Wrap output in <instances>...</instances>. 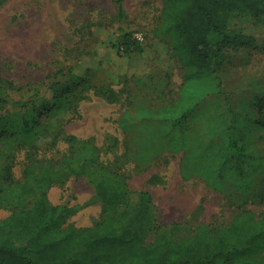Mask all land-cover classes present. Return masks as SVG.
<instances>
[{
    "label": "rangeland",
    "instance_id": "1",
    "mask_svg": "<svg viewBox=\"0 0 264 264\" xmlns=\"http://www.w3.org/2000/svg\"><path fill=\"white\" fill-rule=\"evenodd\" d=\"M160 9L161 0H5L0 5V91L8 100L0 105V122L14 127L21 115L49 99L56 83L67 81L70 70L79 73L85 63L93 65L76 108L36 115L37 149L29 153L57 160L66 137L90 141L101 160L121 173L129 202H136L139 191L148 192L156 230L179 239L192 237L199 225L220 229L243 209L264 215V159L259 160L264 158V132L255 123L260 105L264 111V26L239 21L255 44L226 51L214 86L187 119L173 125L131 113L124 132L119 121L130 105L157 112L179 96L183 69L169 40L153 33ZM123 33L142 49L140 54L120 53L119 61L135 66L131 77L108 61L114 51L107 45ZM12 142L0 141V161L6 160L19 181L29 153L9 154ZM195 160L205 166L193 174ZM94 197V186L85 177H70L48 193L53 205L72 209L67 224L76 228L91 227L104 217ZM9 214L0 206V220Z\"/></svg>",
    "mask_w": 264,
    "mask_h": 264
},
{
    "label": "trees",
    "instance_id": "2",
    "mask_svg": "<svg viewBox=\"0 0 264 264\" xmlns=\"http://www.w3.org/2000/svg\"><path fill=\"white\" fill-rule=\"evenodd\" d=\"M241 19L264 26V0H161L153 33L169 40L172 55L183 69L179 96L173 105L157 112L143 104L130 105L119 121L121 130L128 131L131 113L173 125L187 119L214 86L226 51L237 52L255 44L254 36L240 26ZM106 48L114 51L108 61L116 71L133 76V63L118 60L121 52L141 53L131 35H119ZM85 65V71L70 70L67 81L56 83L49 99L26 111L14 127L8 121L0 122V141L13 139L9 154L37 149L32 130L41 110L52 113L69 111L70 105L76 108L86 92L80 90L90 83L87 69L93 71V65ZM7 100L0 91V105ZM262 107L255 123L264 132ZM64 144V153L57 160L36 159L34 152L29 153L19 181L14 180L6 160L0 161V206L10 210L0 220V264H264V215L255 217L243 209L220 229L199 225L192 237L175 239L169 232L156 230L148 192L139 191L136 202H129L121 173L101 160L97 146L73 136L66 137ZM198 162L190 166L191 173L205 166ZM70 177L87 178L94 186L93 200L104 208V217L91 227L68 225L72 209L49 201L50 189ZM261 181L264 184V177Z\"/></svg>",
    "mask_w": 264,
    "mask_h": 264
}]
</instances>
